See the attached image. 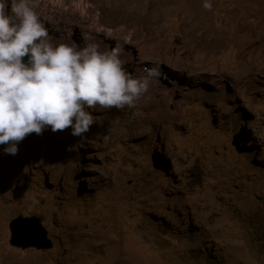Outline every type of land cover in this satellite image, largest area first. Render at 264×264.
<instances>
[{
	"label": "rangeland",
	"instance_id": "1",
	"mask_svg": "<svg viewBox=\"0 0 264 264\" xmlns=\"http://www.w3.org/2000/svg\"><path fill=\"white\" fill-rule=\"evenodd\" d=\"M83 1L91 39L79 0L32 4L55 40L73 22L78 48L158 73L133 106L86 109L85 140L48 126L0 145V264H264V0ZM18 217L51 249L13 247Z\"/></svg>",
	"mask_w": 264,
	"mask_h": 264
},
{
	"label": "clouds",
	"instance_id": "2",
	"mask_svg": "<svg viewBox=\"0 0 264 264\" xmlns=\"http://www.w3.org/2000/svg\"><path fill=\"white\" fill-rule=\"evenodd\" d=\"M71 34L69 29L67 37ZM122 54L119 45L101 50L99 43L78 48L70 40H55L32 0H0V145H7L5 154L16 155L28 134L40 135L48 126L52 132L71 128L73 136L85 140L94 123L86 109L133 106L158 69L134 78Z\"/></svg>",
	"mask_w": 264,
	"mask_h": 264
},
{
	"label": "water",
	"instance_id": "3",
	"mask_svg": "<svg viewBox=\"0 0 264 264\" xmlns=\"http://www.w3.org/2000/svg\"><path fill=\"white\" fill-rule=\"evenodd\" d=\"M22 60L26 63L28 57L25 56ZM9 229V233H11L10 244L13 247L36 248L38 250H49L52 247L46 240V234L34 218L18 217L9 223Z\"/></svg>",
	"mask_w": 264,
	"mask_h": 264
},
{
	"label": "bare ground",
	"instance_id": "4",
	"mask_svg": "<svg viewBox=\"0 0 264 264\" xmlns=\"http://www.w3.org/2000/svg\"><path fill=\"white\" fill-rule=\"evenodd\" d=\"M41 1V0H40ZM44 1V0H43ZM51 2H53L56 6H63V4H62V0H50ZM213 1V0H212ZM129 2V1H128ZM46 5V4H45ZM117 5V4H116ZM128 5V4H127ZM130 6H131V4H130ZM43 8V7H42ZM76 8L79 10V12L82 14V15H85V18L83 19V23L85 24V29H84V31H82L83 33H84V36H86V37H88L89 39H90V36L88 35V33L89 32H92L93 30V27H97V28H99V20L96 18V17H90V11H89V6H88V4L86 3V2H84L83 0H79V2H78V6H76ZM131 8V7H130ZM112 10V9H111ZM121 10H124V9H121ZM200 10V9H199ZM199 10H197V9H195V11L194 12H192L193 13V16L194 17H196V18H194L193 19V21L194 20H197L198 18H199V16H200V11ZM63 11V10H62ZM73 11V10H72ZM193 11V10H192ZM37 14H38V16L40 17V19L42 20V19H44L43 18V16L41 17L40 15H39V13L38 12H36ZM71 15V14H70ZM74 15V14H73ZM111 15V14H110ZM116 17V16H115ZM114 17V19H116ZM253 17V16H252ZM72 18V17H71ZM76 18V17H75ZM79 19V18H78ZM120 19V18H119ZM54 20V19H53ZM73 20V19H72ZM77 20V19H76ZM250 20V19H249ZM75 21V20H74ZM118 21V20H117ZM116 21V22H117ZM195 23H196V21H194ZM62 23V22H61ZM48 24H49V26H52V28L54 29V30H57L58 31V33H61L62 31H60L59 30V28H60V22H58V20L57 19H55L54 21H50V22H48ZM63 24L64 25H66V26H64V31L66 32V35L65 36H63L61 39H66V42H67V40H70V37L73 35V33H74V29L73 28H71L73 25L72 24H74L73 22H63ZM118 24V23H117ZM71 26V27H70ZM69 29H71V36L70 37H67L68 36V30ZM79 30V29H78ZM54 39V38H53Z\"/></svg>",
	"mask_w": 264,
	"mask_h": 264
}]
</instances>
